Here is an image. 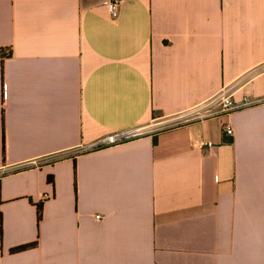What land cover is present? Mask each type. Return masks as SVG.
I'll return each instance as SVG.
<instances>
[{
	"label": "crops",
	"instance_id": "0c3cea01",
	"mask_svg": "<svg viewBox=\"0 0 264 264\" xmlns=\"http://www.w3.org/2000/svg\"><path fill=\"white\" fill-rule=\"evenodd\" d=\"M0 56V264H264V0H0Z\"/></svg>",
	"mask_w": 264,
	"mask_h": 264
},
{
	"label": "built area",
	"instance_id": "2783aa9c",
	"mask_svg": "<svg viewBox=\"0 0 264 264\" xmlns=\"http://www.w3.org/2000/svg\"><path fill=\"white\" fill-rule=\"evenodd\" d=\"M118 1L111 2V9L113 11H116L118 6ZM2 57L0 56V59ZM234 85L225 87L222 89L219 93H217L214 97L209 99L207 102L203 103L199 107L195 109V111L192 112L193 115H199L201 113L209 112L211 108L217 106L220 107L221 112L228 113L232 111L235 108V104L233 101V90ZM156 127V123L152 122L149 125L146 126H138L134 127L128 130L118 131L114 133H110L106 136H103L96 141H94L92 144L87 145L85 149L87 150H95L107 146H113L120 143H123L125 141H129L131 139L139 138L141 136H144L146 134L152 133ZM225 134L228 136L233 135V129L229 126L225 127ZM207 147H213L212 142L205 143ZM100 216H96V220H100Z\"/></svg>",
	"mask_w": 264,
	"mask_h": 264
},
{
	"label": "trees",
	"instance_id": "16d2710c",
	"mask_svg": "<svg viewBox=\"0 0 264 264\" xmlns=\"http://www.w3.org/2000/svg\"><path fill=\"white\" fill-rule=\"evenodd\" d=\"M48 181L49 182L53 181L51 176L48 178ZM41 218H42V203H39L37 205V221H38V223L40 222ZM36 244H37V242L31 243V244H26V245H21V246H18V247L11 249V252L12 253L21 252V251H24V250H27L29 248L34 247Z\"/></svg>",
	"mask_w": 264,
	"mask_h": 264
}]
</instances>
